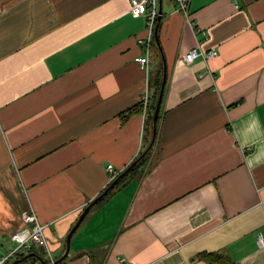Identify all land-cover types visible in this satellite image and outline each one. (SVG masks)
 Masks as SVG:
<instances>
[{
	"label": "crops",
	"instance_id": "1",
	"mask_svg": "<svg viewBox=\"0 0 264 264\" xmlns=\"http://www.w3.org/2000/svg\"><path fill=\"white\" fill-rule=\"evenodd\" d=\"M177 5L162 2L150 156L57 264H264V161L246 164L264 142L236 135L252 116L264 131V0H191L189 18ZM148 32L130 0H0V236L35 212L59 258L108 164L119 174L145 148L140 101L163 71L154 38L149 72L136 59ZM193 47L219 53L188 63Z\"/></svg>",
	"mask_w": 264,
	"mask_h": 264
},
{
	"label": "built area",
	"instance_id": "2",
	"mask_svg": "<svg viewBox=\"0 0 264 264\" xmlns=\"http://www.w3.org/2000/svg\"><path fill=\"white\" fill-rule=\"evenodd\" d=\"M131 7L135 13H146L147 14V26L149 29L148 35L146 37L139 38L140 44L145 46L144 53L138 56L136 59L140 63V66L149 72L151 51L153 48V34L155 30L156 23L159 16V4L158 0H130ZM177 10L186 17H190V3L191 0H177ZM219 53L218 49H198L193 47L184 54V59L190 63L196 57L202 56L205 60H208ZM151 95L149 89L145 91L142 95L140 104L144 113L147 114L148 108L150 106ZM108 169L111 171L110 180L112 181L118 172L114 171L112 163L108 164ZM22 219L25 223L20 229L11 235V240L15 243V247L0 254V264H9L12 258L19 253L18 251L27 252L30 249L43 248L50 261H54L55 257L49 239L46 233L48 224L42 223L35 212L24 211L22 214ZM31 223V224H30ZM15 260V259H14Z\"/></svg>",
	"mask_w": 264,
	"mask_h": 264
},
{
	"label": "water",
	"instance_id": "3",
	"mask_svg": "<svg viewBox=\"0 0 264 264\" xmlns=\"http://www.w3.org/2000/svg\"><path fill=\"white\" fill-rule=\"evenodd\" d=\"M162 2H163V0H159V16H158V21H157L156 26H155L154 40H155V44L159 48L160 53H161V56H162V60H163V71H162V76H161L159 91H158V95H157V99H156V103H155V107H154L153 115H152V135L150 137V140H149L148 144L145 146V148L143 149V151L124 170L120 171V173L113 179L112 183L110 185H108L105 188V190L100 195H98L96 198H94L93 200H91L86 205V207L83 209V211L79 215L78 219L76 220V222L74 223V225L71 227L70 231L68 232V234L66 236V249H65L64 253L59 258L55 259L54 261L46 262V261H44L43 257L40 254H38L37 252H29L23 258L15 259L10 264H17V263L21 262L22 260H24V259H26V258H28L29 256H32V255L36 256L43 264H57L60 261H62L63 259H65L68 256L69 251H70V244H71L72 235L75 232V230L77 229V227L80 225V223L82 222V220L86 217V215L88 214V212L90 211V209L123 176H125L141 160H143V158L145 156H147L150 153V151L152 150V148L154 147L155 142H156V139H157L158 121H159V115H160V110H161L162 100H163V95H164V90H165V84H166V79H167L166 60H165V57H164V53H163V50H162V47H161L160 37H159V27H160L161 13H162Z\"/></svg>",
	"mask_w": 264,
	"mask_h": 264
},
{
	"label": "trees",
	"instance_id": "4",
	"mask_svg": "<svg viewBox=\"0 0 264 264\" xmlns=\"http://www.w3.org/2000/svg\"><path fill=\"white\" fill-rule=\"evenodd\" d=\"M160 81H161V76L160 78L157 80L156 84H155V91L152 95V101L150 103V107L148 109L147 112V119H146V128L148 130V132L150 133V137L152 135V115H153V110L155 107V103H156V99H157V95H158V91H159V86H160ZM150 137L147 139V142L144 144V147L148 144ZM153 149V148H152ZM143 151V150H142ZM152 151V150H151ZM150 151V153H151ZM150 153L145 156L143 158V160H141L133 169H131L125 176H123L97 203L96 205L101 204L104 200H106L116 189L120 188L124 183H126L129 179L133 178L134 176H136V174L139 172V168L142 166V164H144L148 157L150 156ZM113 181V180H112ZM112 181L109 182V185L112 183ZM105 190V189H104ZM103 190V191H104ZM102 191V192H103ZM101 192V193H102ZM100 193V194H101ZM29 252H37L38 254H40L38 251H35L34 249H30ZM29 252H19L15 255V259H19V258H23L27 253ZM41 255V254H40ZM30 257H34L36 260L38 259L36 256L32 255L29 256L28 258L24 259V260H29ZM206 257L211 260L214 261L215 256L212 254L206 255ZM44 259V258H43ZM23 261V260H22ZM44 261L49 262L50 260L47 259ZM12 262V260L9 262V264ZM42 263V262H40ZM43 264V263H42Z\"/></svg>",
	"mask_w": 264,
	"mask_h": 264
},
{
	"label": "clouds",
	"instance_id": "5",
	"mask_svg": "<svg viewBox=\"0 0 264 264\" xmlns=\"http://www.w3.org/2000/svg\"><path fill=\"white\" fill-rule=\"evenodd\" d=\"M237 138L241 140V147L249 145V142L252 143H262L264 140V131L260 128L259 119L256 116H252L248 121L245 122L244 126L236 133ZM264 161V148L258 150V152L246 161L247 167L252 169L253 167L259 165Z\"/></svg>",
	"mask_w": 264,
	"mask_h": 264
},
{
	"label": "rangeland",
	"instance_id": "6",
	"mask_svg": "<svg viewBox=\"0 0 264 264\" xmlns=\"http://www.w3.org/2000/svg\"><path fill=\"white\" fill-rule=\"evenodd\" d=\"M13 247H15V243L11 240V237L3 236V235L0 236V254L12 249ZM34 250L38 251L45 260L49 259L47 252L43 248L36 247ZM18 252H23V251H18ZM14 259L15 258H12V261ZM36 261L39 262L38 259L36 260L34 257H30L29 260H23L17 264H35ZM39 264H42V263H39Z\"/></svg>",
	"mask_w": 264,
	"mask_h": 264
}]
</instances>
